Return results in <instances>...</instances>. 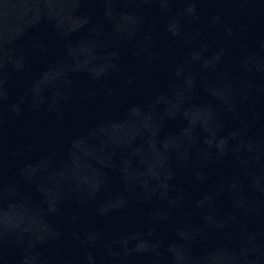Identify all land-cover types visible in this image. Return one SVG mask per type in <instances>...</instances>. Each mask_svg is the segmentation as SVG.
Here are the masks:
<instances>
[{
    "label": "water",
    "instance_id": "95a60500",
    "mask_svg": "<svg viewBox=\"0 0 264 264\" xmlns=\"http://www.w3.org/2000/svg\"><path fill=\"white\" fill-rule=\"evenodd\" d=\"M84 264H264V95L173 169Z\"/></svg>",
    "mask_w": 264,
    "mask_h": 264
}]
</instances>
